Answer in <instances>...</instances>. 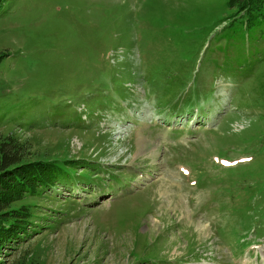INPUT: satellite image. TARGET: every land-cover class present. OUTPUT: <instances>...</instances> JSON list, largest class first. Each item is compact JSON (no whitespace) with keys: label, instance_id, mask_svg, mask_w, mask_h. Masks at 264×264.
I'll list each match as a JSON object with an SVG mask.
<instances>
[{"label":"rangeland","instance_id":"rangeland-1","mask_svg":"<svg viewBox=\"0 0 264 264\" xmlns=\"http://www.w3.org/2000/svg\"><path fill=\"white\" fill-rule=\"evenodd\" d=\"M227 1L6 0L1 133L81 169L0 264H264V37Z\"/></svg>","mask_w":264,"mask_h":264},{"label":"trees","instance_id":"trees-1","mask_svg":"<svg viewBox=\"0 0 264 264\" xmlns=\"http://www.w3.org/2000/svg\"><path fill=\"white\" fill-rule=\"evenodd\" d=\"M5 3L0 0V11ZM226 5L235 11L234 21L243 20L252 34L264 37V0H228ZM9 56L0 52V67ZM4 120L0 114V126ZM32 156L26 143L0 130V253L24 239L32 225L31 207L22 203L55 190L73 170L81 169L80 163L70 160H35Z\"/></svg>","mask_w":264,"mask_h":264},{"label":"bare ground","instance_id":"bare-ground-1","mask_svg":"<svg viewBox=\"0 0 264 264\" xmlns=\"http://www.w3.org/2000/svg\"><path fill=\"white\" fill-rule=\"evenodd\" d=\"M143 144H146V142H142V145H143ZM145 148H147V147H144V149H145ZM163 183H164V179H163ZM162 185H163V184H162ZM158 189H159V188H158ZM158 193L161 194V195L163 194L162 191H158ZM178 193H179V192H174L175 195L172 196V197H176V195H177ZM187 194H189L188 191H187ZM203 231H204V229H203Z\"/></svg>","mask_w":264,"mask_h":264}]
</instances>
